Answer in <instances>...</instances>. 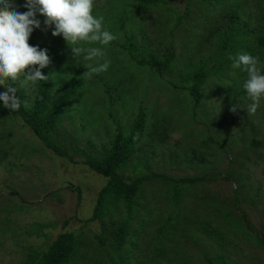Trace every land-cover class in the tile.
Returning <instances> with one entry per match:
<instances>
[{"label": "rangeland", "instance_id": "374dc122", "mask_svg": "<svg viewBox=\"0 0 264 264\" xmlns=\"http://www.w3.org/2000/svg\"><path fill=\"white\" fill-rule=\"evenodd\" d=\"M12 2L16 11H25L26 0ZM164 2L142 13L133 0H93V15L103 17L102 29L116 36L107 45L80 42L83 49H102L104 55L93 60L85 59L86 51L73 58L64 38L52 35L54 25L44 37L46 43L53 38L51 44L42 42L38 31L48 28L39 13L41 27L33 30L29 43L47 48L51 63L45 69L53 91L72 78L84 80L58 127L59 142L76 160L101 156L116 130L126 131L143 110L146 129L122 167L123 175L205 179L195 184L146 180L121 254L115 252L112 232L125 221L126 205H110L101 219L88 221L108 178L56 154L21 118L1 111L0 264H23L28 254L47 249L67 231L84 243L72 264H209L208 259L219 255L236 264H264V248L252 236L264 233V97L255 114H249L246 107L252 101L237 84L240 78L212 73L203 88L204 99L194 108L187 90L173 83H183L191 62L215 54L216 38H209L208 30L221 18L206 20L215 17L206 0ZM229 5L233 1L220 8ZM244 11L241 19L249 14L250 27L264 28V0H247ZM201 36L208 39L203 46ZM128 40L136 45V57L164 56L174 48L173 69L161 77L140 65L125 47ZM105 61L110 62L108 69L89 77L85 65ZM214 62L208 63L209 69ZM258 67L264 74V57ZM34 86L17 92L31 99ZM234 105L236 111L231 110ZM254 139L259 143L253 145ZM177 189L182 190L179 206L173 204Z\"/></svg>", "mask_w": 264, "mask_h": 264}, {"label": "trees", "instance_id": "16d2710c", "mask_svg": "<svg viewBox=\"0 0 264 264\" xmlns=\"http://www.w3.org/2000/svg\"><path fill=\"white\" fill-rule=\"evenodd\" d=\"M133 1L136 4L135 8L142 13H145L148 8L165 5L164 0ZM225 1H233V5H229L227 9L220 8L221 4H224ZM206 3L210 11L215 13V17H207L206 20L218 17L221 18L218 24L208 30L209 38H216L215 54L210 55L207 60H200L197 64L191 65L193 63L191 62L186 68L192 67V70L186 71V75L182 78L183 83H173L174 86L182 87L187 90L192 98V106L194 108L198 107L204 99L205 94L203 88L208 77L211 76L212 73L217 76L225 74L230 75V77L232 76L234 79L240 78L237 84L243 85L247 80V73L243 70L242 66L233 70L235 69L232 67L233 59L237 58L242 53L251 54L258 59L264 57V28L261 26L256 28L250 27V23L247 19L251 17L247 13L245 16L247 19H241V15H245V11L244 13L241 11L246 7L247 0H206ZM26 11H28L27 8L24 12ZM218 11L219 13L217 14ZM181 20L182 18L179 17L180 22ZM47 28L48 30L44 31L36 30L42 34V42L44 43H46L44 40L45 34L49 31L50 27ZM52 40L53 38H50V42L46 44L49 46ZM205 40L208 39H206L205 36H201L199 45L203 46ZM125 47L129 50L132 58H134L137 63L142 66L150 67L161 77L170 69H173L175 60L174 48L164 56L151 55L149 57H136V45L132 40H128ZM230 57L233 59H230ZM210 61L215 62L209 69L208 63ZM41 72L47 76L45 68L41 69ZM179 72L180 75H182V73L185 72L184 68L180 69ZM83 83L84 80L72 78L62 83L55 92L52 89L51 79L48 78L46 81H38L34 86L33 98L28 99L22 93H16L17 97L21 99V108L19 111L13 112L5 108L3 102L0 101V115L2 114L1 111L6 110L12 117L21 118L24 124L29 126L43 141L46 147L52 149L56 154L66 157L73 162L83 163L108 178L107 183L99 191L94 213L88 221L101 219L104 214L108 212V207L110 205L116 206L120 203H124L127 208L125 221L117 228H114L112 232L115 252L120 251L119 253L122 254L123 251L121 247L124 246L125 238L129 234L130 219L133 217L136 200L146 180L160 178L170 180L174 183L195 184L203 181L205 175L171 177L164 173H152L150 175H137L131 179H127L123 175L122 167L127 164L129 159H131L136 152L146 129L147 115L143 110H140L126 131L121 128L116 130L113 138L100 151L102 152L101 156L93 157L89 154V156L84 159L76 160L74 155L69 153L64 143L59 142L58 127L61 125L65 112L71 106L74 97L77 95L78 89ZM230 95L231 93L229 92L227 97L230 98ZM258 143L259 142L254 139L253 145ZM212 176L218 175L213 173ZM173 195L177 197L173 200V204L179 206L182 200V190H174ZM175 202H177V204ZM180 210L183 211V209ZM170 218L172 219V216H170ZM175 218H177V216ZM171 219L167 221L170 222ZM187 225L188 224L184 223V229ZM237 225L241 227L240 222H238ZM42 226H44V224H38V227ZM247 226L250 230L253 229V226L249 222ZM174 227L175 230H178L176 226ZM252 236L259 242L260 246L264 248V233L261 235L252 234ZM83 245V241L77 234L69 231L61 232L55 240L49 243L47 249L40 251L36 250L28 254L23 264H72L74 260L82 254L81 247ZM208 260L209 264H236L234 262H229L224 255H219L215 259Z\"/></svg>", "mask_w": 264, "mask_h": 264}, {"label": "clouds", "instance_id": "9594fccd", "mask_svg": "<svg viewBox=\"0 0 264 264\" xmlns=\"http://www.w3.org/2000/svg\"><path fill=\"white\" fill-rule=\"evenodd\" d=\"M25 7L28 11L21 13L15 10L12 0H0V85L6 88V91L0 92V101L13 112L21 108V99L16 95L18 88L48 80V76L41 72L51 63L48 50L29 43L33 30L41 27L37 13L45 17L43 23L46 27L54 25L52 35L64 38L73 58L85 51L86 60L104 55L101 48H81L80 42L107 45L116 39L115 35L102 29L103 17L93 15V0H26ZM109 63L85 65L89 77L106 71ZM241 66L247 73L243 88L252 101L246 110L255 114L264 97V74L258 67V58L251 54L242 53L233 59V68ZM17 82H21V87H17ZM231 110L236 111V106Z\"/></svg>", "mask_w": 264, "mask_h": 264}]
</instances>
